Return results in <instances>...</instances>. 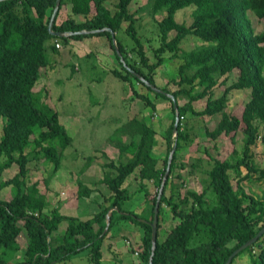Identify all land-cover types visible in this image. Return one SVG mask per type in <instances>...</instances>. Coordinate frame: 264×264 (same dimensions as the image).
<instances>
[{
    "label": "trees",
    "instance_id": "1",
    "mask_svg": "<svg viewBox=\"0 0 264 264\" xmlns=\"http://www.w3.org/2000/svg\"><path fill=\"white\" fill-rule=\"evenodd\" d=\"M56 1H0V116L3 118L2 126L0 124V191L6 186L16 190L11 198L0 197V264H55L84 250H88L91 263L103 264L104 239L117 221L124 219L142 227L139 257L143 264H149L152 252L150 222L154 219L159 188L175 138L177 149L160 201L153 264H225L235 249L264 226V195L246 189L248 181H264V167L254 161L252 151L264 126V31L258 32L250 17L253 13L264 21V0H148L135 11L130 8L133 0H118L117 12L124 22H128L126 31L134 41L130 44L119 39L116 33L119 28L101 21L99 13L91 15L92 4L105 0H62L54 29L112 28L129 68L120 60L108 30L65 37L52 35L48 25ZM65 5H70L71 10L62 18ZM189 6L194 9L192 22L188 25L178 21L176 14ZM147 10L158 26L159 43L153 47L155 62L148 55L136 27L137 15ZM158 14L163 17L157 19ZM76 15H84L85 19L77 20ZM172 31L175 35L170 37ZM88 34L107 36L120 63V68L111 71L129 84L133 98L141 99L156 111L154 99L136 88L137 83L146 86L156 97H166L170 101L173 116L167 134L160 139L145 118L135 116L122 125V132L131 140L125 142L123 139L118 143L119 155L123 158L127 153L129 157L119 164L110 159L107 166L113 168L115 174L109 173L102 180L111 191L106 201L111 202L102 203L101 210L91 218L81 219L63 215L56 207L46 211L48 201L39 186L40 181H31L30 163L49 161L52 163L50 174L54 175L62 166L64 151L73 143L72 136L60 121L59 112L44 103L42 90H35L42 69L51 65L46 43L52 38L63 43L69 38L81 39ZM190 35L201 38L203 43L198 52L183 56L178 68L179 77L171 81L177 89L158 86L157 68L167 58H182L181 45ZM52 48L59 50L56 41ZM130 69L176 97L180 114L177 137L173 133L174 101L153 90ZM235 69L237 78L229 83L228 74ZM217 87L222 89L220 96H216ZM246 88L251 90V96L242 115L231 114L227 111L229 94L234 89ZM202 99H206V105L198 110L195 103ZM217 114L221 119L213 129L205 128L206 135L217 140L223 133L242 131L243 148L234 149L230 157L222 159L217 156L216 144L206 147L204 151L208 158L196 155V161L191 164L195 169L199 167V161L206 164L203 190L186 188L183 191L186 187L184 170L188 163L180 159V152L193 140L187 122L195 116ZM158 145L164 146L166 152L156 154ZM14 164L18 166V172L9 179H2L4 171ZM243 167L247 169L246 174ZM132 175L139 184L134 192L129 188L132 183L125 185ZM41 183L48 186L47 178ZM76 185L80 197L91 195L93 190L86 184L77 180ZM142 191L147 206L140 213L127 209L126 202ZM116 206L119 209L113 210L110 228L104 233L107 213ZM65 221L64 238L55 244L51 235ZM161 229L166 230L163 239L159 236ZM23 232L28 237L24 246L21 244ZM21 250L24 259L14 261V255ZM244 253L250 255V264H264V234L236 255L231 264Z\"/></svg>",
    "mask_w": 264,
    "mask_h": 264
},
{
    "label": "rangeland",
    "instance_id": "2",
    "mask_svg": "<svg viewBox=\"0 0 264 264\" xmlns=\"http://www.w3.org/2000/svg\"><path fill=\"white\" fill-rule=\"evenodd\" d=\"M117 2L118 0H105L103 3L95 1L92 4L91 15L99 13L101 21H108L112 26L119 28L116 31L119 39L127 44L133 43L134 41L126 31L128 22H124L117 12ZM147 2L148 0H133L130 8L135 11L140 6L147 4ZM193 9L194 6H189L179 10L176 14L177 20L188 25L191 24ZM70 10L71 6L65 5L62 9L61 17H65ZM137 16L139 19L136 22V27L139 35L144 41L148 55L155 62L153 47L159 43L157 40V21L149 14L148 10L140 11ZM75 17L77 20L85 19L84 15H76ZM156 17L161 19L163 14H158ZM250 17L256 30L258 32L264 31V21L253 13H250ZM174 35L175 31H172L170 37ZM60 43L62 47L58 51H54L52 48L54 38L47 41V54L50 61L54 63L46 70L43 69V74L38 80L35 90H42L44 103L59 112L60 121L66 126L68 133L72 136L73 143L64 151L62 168L54 175L50 174L52 169L51 162L43 160L38 163L36 161L30 163L34 177H37L40 181L47 178V184L51 185L57 192H60V183L66 189L69 185L71 187L75 185L77 177L82 179V175L78 170L82 169L84 164L87 167L92 166V163L95 164L91 167L89 173L91 178L106 177L109 173V175L113 176L115 170L105 166V161L107 158L113 159L117 164L121 161H127L129 157L127 153H124L123 158H120L118 143L123 139L125 142L131 140L130 136L124 135L125 133L121 130L122 125L131 118L135 116L140 119L145 118L148 123L153 125L156 130V137L160 139L167 134V128L170 126L173 116L169 106L170 101L166 97H156L153 91L135 81L137 83L136 88L140 92L147 93L156 102V111H154L152 107H148L141 99L133 98L129 84L123 82L112 73L111 69L120 68V63L106 35L88 34L81 39L69 38L67 42ZM202 43L203 40L201 38L192 35L188 36L181 45L182 58H167L164 64L157 68V85L160 87L168 86L172 90L177 89V86L171 81L179 77L178 68L183 56H187L186 53L198 52ZM228 76L230 83L237 78V70H233ZM215 93L216 96H220L222 89L217 87ZM250 96L251 90L248 88L232 90L229 94L227 111L241 116L244 105ZM205 105L206 99L195 103V107L198 110L203 109ZM1 119L0 124L2 126L3 118L1 117ZM220 119L221 115L217 114L212 117L195 116L187 122L186 127L193 140L187 147L182 148L180 152V159L188 163L187 169L184 170L186 187L183 191L186 188L199 192L203 190L202 179L205 177L204 168L206 164L204 161H199L197 169L193 168L191 164L196 161V155L208 158L204 151L206 147L211 148L216 144L218 146L217 156L222 159L230 157L234 149L242 150L244 137L242 131L236 134L232 132L229 135L223 133L217 140H211L206 135L205 128L208 126L213 129ZM252 151L254 153V161L259 166L264 167V126H262L260 137L253 146ZM157 152L158 154L166 152V148L158 145L155 149L156 154ZM73 159H78V161L74 162ZM242 170L246 174L247 169L243 167ZM10 172L13 173L11 170H6L4 172L5 177H9L7 175H10ZM129 183H132L131 187H129L132 192L139 187V184L134 180V175L128 178L125 185ZM11 187L13 186L5 187L2 190V198L7 195ZM246 189L247 191L264 195V181H248ZM56 195V192H54L53 197H51L52 201ZM143 203L145 205V195L142 191L136 193L132 200L126 202L125 206L127 209L141 208L140 206ZM159 236L160 239H163L166 236V230L161 229ZM129 240L132 241L130 244L135 243L131 238ZM19 254H24L23 250ZM81 256L76 259V263L70 264H91L90 260L86 258V254ZM250 259V255L244 253L236 259L234 264H250ZM55 264L63 263L57 262ZM104 264L111 263L106 261Z\"/></svg>",
    "mask_w": 264,
    "mask_h": 264
},
{
    "label": "crops",
    "instance_id": "3",
    "mask_svg": "<svg viewBox=\"0 0 264 264\" xmlns=\"http://www.w3.org/2000/svg\"><path fill=\"white\" fill-rule=\"evenodd\" d=\"M55 41L56 40L54 39V42ZM53 63L54 62H51V65H53ZM48 67L43 68V69L46 70ZM84 123H87V122H84ZM81 124H83V122H81ZM73 161L77 162L78 159L76 160L73 159ZM109 161L110 159L107 158V160L105 161V166H107ZM91 165L93 166L95 164L92 163ZM92 166L87 167V165L84 164V167L78 170L80 174L82 175L81 176L82 179L77 177L75 180V185L73 187L69 185V187L65 189L60 183V186H61L60 192L55 191L54 188L51 187V185H48V186L42 185L41 181L38 180L37 177L36 178L34 177L33 171L31 170L30 172L31 181L33 182L40 181L39 186L42 192L45 193L46 195V200L48 201V205H49L46 211L48 212L49 210L56 207L59 209L60 213L63 215L76 216L81 219H89L95 213L101 210L102 203L109 204L111 201L110 200L106 201V199L110 198L111 191L109 190L107 185L102 182L104 177H100L97 179L90 177L89 173L91 171ZM6 170H11L13 171V173L10 172L11 174L7 175L9 177H5L3 173L2 179H9L13 177L18 172L19 169H18V166L14 164L12 167ZM77 180H80L81 182H83L84 184H86L88 187H90L93 190L90 196L80 197L78 195V187L76 185ZM56 184H57V181H56ZM7 187L9 186H6V188ZM11 188H9L10 191L8 190L7 195H5V197L2 198L1 192L2 190L5 189L4 187L0 191V197L2 199H8V198L13 197V195L16 193V190H13V187ZM54 192H56L57 195L52 201L51 197H53L52 195L54 194ZM146 202L147 201L145 199V205H146ZM145 205L143 203L142 206H140L141 208L137 207V208H134V209L131 208V209L140 213V210H143L145 208ZM66 228H67V222L65 221L60 225L57 231L52 233L51 238L55 244L60 243L63 240ZM142 237H143V229L141 226L127 219L118 220L117 223L114 225L112 231L104 239V242L102 245L103 264L106 261H109L111 264H143V262L141 261V258L134 254V249L128 246V244L126 243V240L131 238L136 244H141ZM27 240H28L27 234L23 232L21 244L24 246L25 244H27ZM19 253L20 252L14 255V258H13L14 261H21L24 259V254L20 255ZM0 254H1V250H0ZM82 254H86V258L90 260V254L88 250H84L76 255H73L69 260L63 261L60 263H63V264L76 263L77 261L76 259H78L79 257H82L81 256Z\"/></svg>",
    "mask_w": 264,
    "mask_h": 264
},
{
    "label": "water",
    "instance_id": "4",
    "mask_svg": "<svg viewBox=\"0 0 264 264\" xmlns=\"http://www.w3.org/2000/svg\"><path fill=\"white\" fill-rule=\"evenodd\" d=\"M0 1H2V0H0ZM61 2H62V0H57L56 1L55 8H54V10L52 12V15H51V18H50V21H49L48 30H49V32L52 35H54L56 37H65V36H70V35H74V34L96 33V32H101V31H104V30H108V31L111 32L112 40H113V43L115 44V49L117 51V54L120 57V60L124 63V65L126 67H128V65H127V63L125 61V58L122 55L120 47L117 45L116 33L114 32V30L112 28L105 27V28H102V29H92V30L82 29V30H78V31H60V30H55L54 29V24H55L57 15H58V11H59L60 6H61ZM130 70L137 77H139L142 81H144L147 85L151 86V88L153 90L166 94L168 97H170L174 101V107L176 109V119H175V123H174L173 133H174V136L177 137V135H178V127H179V122H180V114H179V105H178V102L176 100V97L172 93H169V92L163 90L162 88H159L155 84L151 83L149 80H147L140 73L134 71L133 69H130ZM176 149H177V139L175 138L174 145H173L172 150L170 151V154H169L167 168H166V171H165L161 186L159 188L157 202H156V205H155L154 219H153V221L150 222L151 225H152V252H151L149 264H153V258H154V254H155V251H156V248H157L160 201H161V198H162V195H163V192H164V187H165L166 181H167V179L169 177V174H170V171H171V165H172V162H173V158H174V154H175ZM117 209H119L117 206L113 207L107 213V224H106L104 233H106L109 230V228H110L111 217H112L113 210H117ZM145 221H147V220H145ZM263 234H264V226L261 228V230L253 238H251L246 243H244L243 245H241L240 247L235 249L234 252L230 255V257L228 258V260L226 261L225 264H231L233 259H234V257L236 255H238L242 250H244L248 246L254 244Z\"/></svg>",
    "mask_w": 264,
    "mask_h": 264
},
{
    "label": "built area",
    "instance_id": "5",
    "mask_svg": "<svg viewBox=\"0 0 264 264\" xmlns=\"http://www.w3.org/2000/svg\"><path fill=\"white\" fill-rule=\"evenodd\" d=\"M56 46H57L58 48H61V47H62V44L60 43L59 40H56ZM130 243H132V241L128 239V240H127V244H128L130 247H134V254H135L136 256L139 257L140 252H141L140 246H139L138 244H135V243H133V244H130ZM92 264H95V263H92Z\"/></svg>",
    "mask_w": 264,
    "mask_h": 264
}]
</instances>
